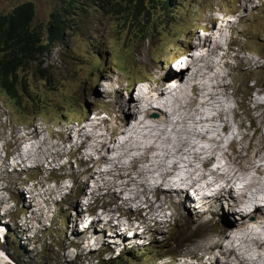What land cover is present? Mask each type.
Returning a JSON list of instances; mask_svg holds the SVG:
<instances>
[{
  "label": "bare ground",
  "instance_id": "obj_1",
  "mask_svg": "<svg viewBox=\"0 0 264 264\" xmlns=\"http://www.w3.org/2000/svg\"><path fill=\"white\" fill-rule=\"evenodd\" d=\"M249 3L250 0L245 1L243 7ZM218 17V22L212 18L207 20L209 25L203 27L205 34L202 36L195 29L183 39L182 36L175 37L182 46L187 45V40L192 37L181 54L175 57L179 60L176 66L180 67L177 73L172 67L161 72V64L155 63L151 76L148 74L140 81L144 84L137 87V98H134L135 93L130 95L132 86L126 92L122 87L119 91L111 89L107 94L116 97L118 107L112 106L107 118H101V113L97 112L93 113V118L85 117L79 126L72 125L70 135L72 138L76 133L72 141L78 143L74 152L83 151L84 144L87 147L79 160L83 169L65 175L75 182L81 181L83 186L87 180L93 179V175L96 177L90 197L83 193L73 206L83 205L90 209V200H94L95 207L103 209L101 214L93 215L88 225L85 224L90 217L85 210L80 207L75 212L74 219H71L73 238L69 244L77 250L75 257L104 241L117 246L150 240L157 234L150 216L161 211L158 214L161 219L157 221L167 223L170 220L164 217L169 210V218L178 221L182 213L190 215L186 207L188 203L196 212L195 219L186 216L189 227L211 222L215 216L224 213V208L241 214L245 222L239 227L238 240L232 241L230 235L222 233L223 230L212 232L204 243L199 241V247L182 249L183 256L175 264H203L204 260L211 264H264V116L260 114L264 108V85L258 87L249 100L238 99L239 88L230 91L234 85L230 76L237 77L238 73L250 72L252 68L264 73V66L253 59H243L246 55L244 49L238 50L233 57L229 55L235 39L228 40L226 46L221 43L229 20L219 22L224 15ZM211 25H216V29L207 28ZM220 52L225 54L220 56ZM198 60L203 61L202 66ZM165 76L166 83L154 85L157 79ZM116 83L121 84L122 79L118 78ZM109 84L114 85L107 81L105 96ZM249 84L255 88L257 80L252 79ZM119 92L125 93V98ZM161 92L165 98L160 97ZM152 114L155 117H151ZM121 120V126L113 130V124ZM64 126L59 123L61 132L68 129ZM42 128H32L30 132L27 126L20 138L17 137L18 130L10 133V139L6 138L4 131L0 133V142H4L0 146L1 173L7 166L1 149L9 143L11 147L19 146L12 163H9L12 170L21 168L27 172L36 168L41 172L45 163L51 168L55 165L59 169L67 168L63 163L66 153L62 148L61 153L53 146L45 149L46 143L40 141L39 135L44 132ZM132 144L137 146L130 149ZM31 148H36V152L29 158ZM83 174L86 177L81 178ZM38 186L27 191L30 198L23 209V213L28 214L24 221L27 232L41 230L51 205L56 203V196L67 191V185L62 183L54 188L43 182ZM6 189L0 187V210L7 204L2 197ZM18 201L22 203L20 196ZM9 211L6 207L4 214ZM134 215L136 221L143 218L140 224L132 220Z\"/></svg>",
  "mask_w": 264,
  "mask_h": 264
},
{
  "label": "rangeland",
  "instance_id": "obj_2",
  "mask_svg": "<svg viewBox=\"0 0 264 264\" xmlns=\"http://www.w3.org/2000/svg\"><path fill=\"white\" fill-rule=\"evenodd\" d=\"M63 1L0 0V13H8L21 3L31 2L35 9L34 27L45 28L50 19V14ZM164 1L168 6H174L175 11L172 15L168 13L170 7L167 11H163ZM245 1L247 0H142L148 6L151 5V2L154 3V7L150 8V16L146 22L145 34H149L148 40L141 38V36L127 34L124 27L116 21L119 16L115 15V12L112 13L114 8L96 10L94 7H90L78 20V26L67 34L68 38L65 45L51 49L36 64L37 69L40 68L42 71L47 69L49 71L47 74L54 87H51L48 91H42L43 82L39 80V72H37V75H34L33 72H23L24 82L28 88H26L24 97L20 100L22 110L19 112L13 110L11 103L5 97L0 96V133L4 131L6 138L10 139V133H17L16 130H18L17 137L20 138L26 131L27 126L30 128V132H32V128L39 129L43 127L44 132H40L39 135L40 141L46 143L45 149H51L50 146H53L59 153L64 150L66 157L63 158V163L67 164L66 169H59L57 165L54 166L55 168H51L43 162L46 167L41 172L36 168H30L27 172H23L21 168L12 170L9 163H12V158L16 156L15 153H17L19 146L14 145L11 147L9 143L4 149H1V156L6 159L7 166L4 173L0 172V187L7 188L2 197L7 200L8 205L6 204L0 210V228L3 231L7 229L8 232L7 235L0 238V249L1 251L6 250L15 264H162L164 262L175 264L177 260L181 259L185 249L199 247L200 243H204V239L212 232L223 230L222 233L226 234L224 223L231 222L229 219H225L224 216L227 214L228 209L224 208V213L215 216L209 223H202L199 226L192 224L189 227L186 224V216L195 219L196 212L190 204L188 205L185 202L190 215L182 213L178 221L169 218V210L165 212L166 216L164 217V219L167 218L165 220H170L167 223L158 222L161 219L158 216L161 211L154 217L150 216L153 219L151 225L155 226V230L157 229V234L150 240H144L140 244L133 242V244L126 243L117 246L109 241H104L102 244L94 246V249H86L81 256L82 259H75L72 256L75 253V248L73 249L72 246L66 247L70 244L67 239L71 240V237L73 238L72 220L74 219L75 208H71L70 204L78 200L75 198L77 191L90 197L89 194H92L90 192L95 188L94 179L96 177L93 175V179L87 180L83 186L81 181L74 182L72 177L65 174L83 169L79 164V160L87 147L84 144L83 151L74 152V148L78 143L72 141L76 134L71 138L72 125L74 127L75 125L79 126L85 117L93 118V113L97 112L101 113V118H107L111 107H118L116 97L111 93L107 94L111 89L119 91V87H122L126 92L127 88L136 86V83L147 78L148 74L151 76L152 66L155 63L161 64V72L169 69L171 57L175 58L180 55L192 38L187 40V45L182 46L180 40L175 41V37L182 36L183 39L185 35L190 34L195 29H198V34H201L199 28L209 25L207 20L210 18L214 22H218V16L224 15L219 22L229 20L223 34L225 37L221 43L226 46L228 40L235 39L229 53L231 57L238 50L244 49L246 55L243 56V59H253L264 66V0H250V3L244 8ZM118 4L120 2L115 3V5ZM121 5L124 7L123 4ZM123 7L118 6L115 11L122 10ZM231 26H235V28H230ZM207 28H211L212 31L216 29V25ZM228 33L231 34L229 39ZM224 54V52L218 53L220 56ZM200 60H198V63L202 66L203 61L200 62ZM248 73L250 74L249 77L246 76ZM130 74H132V79H130L131 77L128 78ZM117 77L122 79L121 84L116 83ZM241 79H244V82H241ZM252 79L257 80L256 89L251 88L252 86L249 84ZM263 79L264 73L258 69L254 70V68L250 72L238 73L237 77L230 76V80H233L234 84L230 91L239 88L238 99L242 100V97H244L249 100L251 94L258 87L263 88ZM108 80H110V83L113 82L114 85L110 86L109 84L106 87L105 96L104 89ZM166 82L165 76L157 79L154 85ZM245 87H248L246 91L244 90ZM150 89L154 88L150 87ZM33 90L38 93L34 96L35 102L39 106L43 103L45 110H38L25 116ZM120 96L125 98V93H120ZM160 97L165 98L162 92ZM260 114L264 116V108L260 110ZM151 117H155V115L152 114ZM59 123L65 125L64 127H68V129L61 132ZM129 123L131 121L126 123L124 128ZM121 124L122 120L118 123L115 122L112 129L115 130ZM247 125H249V122ZM2 143L4 142H0V146ZM134 145H130V149L137 146ZM58 147L59 149H57ZM6 151L9 153V157H5ZM28 151L27 156L30 158L35 154L36 148H31ZM27 156L25 159H28ZM83 175H81V178L86 177ZM54 179L55 181H53ZM24 181L25 184H23ZM40 182L51 188L62 183L67 185V191L65 190L66 192L56 196V203L51 205V211L48 213L50 216L48 215V218L45 219V224L41 230L27 232L24 228V221L28 214L23 213V209L28 205V199L30 198L27 191L34 185L38 186ZM64 194H66L65 199L62 200ZM19 196L22 198V203L18 201ZM150 199L155 198L150 197ZM154 201L157 202L156 199ZM90 202H92L93 209H95L91 211L94 212L91 214H101L103 209L100 206L95 207L94 200H90ZM117 204H119V201ZM163 204L167 207L165 202ZM82 206L80 207L84 210L85 206ZM6 207L10 211L4 214ZM80 207L76 206V211L80 210ZM85 213L88 214V211H85ZM116 214L118 215V213ZM135 216H131L132 220ZM141 220L143 218H139L138 221L134 220V222L140 224ZM71 229L70 237L69 232ZM212 229L213 231H211ZM145 251H149L148 254L141 256V252L144 253ZM3 262L1 259L0 264H4ZM6 264L9 263L6 262ZM192 264L196 263L192 262ZM203 264H211V262L204 260Z\"/></svg>",
  "mask_w": 264,
  "mask_h": 264
},
{
  "label": "trees",
  "instance_id": "obj_3",
  "mask_svg": "<svg viewBox=\"0 0 264 264\" xmlns=\"http://www.w3.org/2000/svg\"><path fill=\"white\" fill-rule=\"evenodd\" d=\"M116 2L120 4L115 5ZM153 4L148 6L142 0H64L50 14L45 28L34 27L35 9L31 2L19 4L8 13H0V93L20 111V98L28 88L22 73L39 72L33 70V65L50 49L65 44L67 34L78 26V20L88 7L97 10L114 8L112 13L122 17V24L141 36L146 27L143 22L150 16L148 8L154 7ZM163 4V11H167L166 1ZM118 6L123 9L115 11ZM148 252L140 255L145 256Z\"/></svg>",
  "mask_w": 264,
  "mask_h": 264
},
{
  "label": "clouds",
  "instance_id": "obj_4",
  "mask_svg": "<svg viewBox=\"0 0 264 264\" xmlns=\"http://www.w3.org/2000/svg\"><path fill=\"white\" fill-rule=\"evenodd\" d=\"M165 2V1H164ZM22 4V3H21ZM170 7V10L168 11V13H170L171 15L173 14V12L175 11V8H174V6H169ZM168 7V8H169ZM90 7H88L87 9H89ZM86 9V10H87ZM97 10V9H96ZM148 11L150 12V8H148ZM218 12V11H217ZM221 14V13H220ZM84 15V13L82 14V16ZM119 17L116 19V21L120 24V25H122L123 27H124V29H125V31H126V33L127 34H132V35H134V36H139V35H136V34H134V31H129L125 26H124V24H122V22L120 21L121 19H122V17L120 16V15H118ZM148 20V19H147ZM147 20L146 21H144L143 22V25L144 26H146V22H147ZM203 27H205V26H203ZM203 27H200L199 28V31L201 32V34H199L200 36H202V35H204L205 33H204V30H205V28H203ZM145 29H146V27H145ZM74 30V29H73ZM146 31V30H145ZM144 36L146 37H148L146 40H148L149 39V34H145V32L141 35V38H144ZM65 45V44H64ZM55 48H58V47H55ZM54 48H52V50H53ZM49 51H51V49L49 50ZM193 54H195V52H193ZM179 60L178 59H176V58H174L173 56L171 57V62H170V64H169V67H172V69L174 70V72H178V70L180 69V67L178 66H176V63L178 62ZM38 63V62H37ZM36 63V64H37ZM33 65V70H35V69H37L36 68V66L37 65ZM29 67V66H28ZM38 70H39V80H42V82H43V90L42 91H48V90H50V88L51 87H54V85L52 84V82H51V79H50V77H49V75L47 74V73H49V71L46 69V71H42L40 68H38ZM166 71V70H165ZM37 70H36V72H33V74L34 75H37ZM45 72V73H44ZM132 76V74H130L129 76H128V78H130ZM133 77H131L130 79H132ZM141 80H139L137 83H136V86H134V87H132V91L130 92L131 94L132 93H135L134 94V98H137V93H136V89H137V87L139 86V85H141V84H144V83H142V82H140ZM25 93V92H24ZM24 93L22 94V97L20 98V100L24 97ZM38 93L35 91V90H33L32 91V94H31V96H30V104H28V106H27V108H28V111H27V113L25 114V116H28L30 113H32V112H37L38 110L39 111H43V110H45V107H44V104L42 103L40 106L35 102V99H34V96H36ZM130 94V95H131ZM0 96H2V98L3 97H5L2 93H0ZM6 98V97H5ZM7 99V98H6ZM10 103H11V101L9 100V99H7ZM11 106H12V108H13V110H16L15 109V107H13V105H12V103H11ZM20 107H21V109H20V111L22 110V106L20 105ZM17 112H19L18 110H16ZM2 151H4V150H2ZM5 157H9V153H7V151H6V155H5ZM51 173V172H50ZM53 181H55V179L53 180ZM75 182V181H74ZM26 182L24 181L23 182V184H25ZM71 190V189H70ZM70 192V191H69ZM69 194V193H68ZM76 194H77V196L75 197L76 199H78V197L79 196H81L82 195V193L80 192V191H77L76 192ZM63 198V197H62ZM61 198V199H62ZM64 199H65V195H64ZM64 199H62V200H64ZM71 208H75V212L77 213V211H76V206L74 207L73 206V204H71ZM94 208V206L92 205V208H90V209H86V206H85V208H84V210L85 211H88V213L89 214H87L89 217H90V220H88V222L85 224V225H88V223H89V221H91V219H92V217H93V215L94 214H90L91 213V211L92 210H94L93 209ZM94 213V212H93ZM86 214V213H85ZM75 217V216H74ZM229 217H230V219H231V222H230V224H229V222L227 221V222H225L224 223V229L226 230V234L227 235H230V239L233 241L234 239L235 240H238L239 239V235L241 234V231H240V229H239V227H240V225L241 224H243L245 221H244V216H242L241 214H234V213H231V212H227V214L225 215V219H229ZM232 219H234V222L232 221ZM243 222V223H242ZM242 226V225H241ZM80 228H81V226H79ZM241 228V227H240ZM71 231H72V229L70 230V232H69V236H70V234H71ZM7 232H8V230L6 229L5 231H3V230H1V228H0V238H3L5 235H7ZM71 237V236H70ZM68 241H69V243H70V239L68 238L67 239ZM71 245H67L66 247L68 248V247H70ZM73 247V246H72ZM74 248V247H73ZM93 249V248H92ZM91 250V249H90ZM77 250L75 249V252H76ZM73 257L75 258V259H82V257L80 256V258H77V257H75V255H73ZM3 260L4 262V264H6V262L7 263H9V264H15L14 263V261L12 260V258H11V256L8 254V252L5 250V251H1V249H0V260Z\"/></svg>",
  "mask_w": 264,
  "mask_h": 264
}]
</instances>
